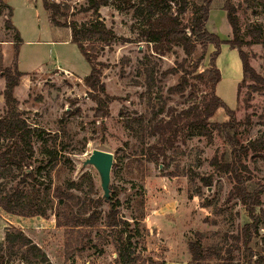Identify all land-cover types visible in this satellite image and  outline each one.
<instances>
[{
	"label": "rangeland",
	"instance_id": "obj_1",
	"mask_svg": "<svg viewBox=\"0 0 264 264\" xmlns=\"http://www.w3.org/2000/svg\"><path fill=\"white\" fill-rule=\"evenodd\" d=\"M43 1L0 0V50L4 67H12L15 32L6 27L8 5L13 9L12 24L23 40L19 47L18 71L24 76L15 89V97L23 117L31 126L39 128L34 144V168H43L38 175V187L42 191L51 187V204L46 219L14 216L0 208V243L4 242L6 230L14 227L47 247L45 250L54 264H121L114 235L105 227L110 205L105 202L100 176L93 166L84 165L94 150H100L114 155L111 189L118 193L122 202L121 218L131 225L135 235L132 241L135 256L162 261L171 256L172 261L189 264L192 257L188 244L200 233L204 235L205 246L216 248L219 255L222 248L225 250L223 257L227 259L226 250L235 244L232 235L237 234L239 226L251 220L240 199L230 197L234 183L212 163L215 157L221 158L228 150L226 143L217 132L209 142L183 128L177 137H172V143L162 144L152 132L154 125L167 119L169 114L181 113L208 96L206 85L193 76L191 86L183 95L168 93L183 72L167 76L164 73L187 58L184 50L175 47L164 55L155 53L151 45L137 41L131 10H119L115 6L102 8L101 18L117 38L98 58L105 66L102 81L107 93L115 97L109 107L110 116L99 119L95 116L97 104L84 83L91 66L78 46L72 43L71 30L50 23V13L45 11ZM48 1L59 3L63 0ZM65 1L71 6L70 13L75 14L73 19L80 23L90 19L86 14L77 13L87 0ZM225 1L214 0L207 24L208 30L221 40L232 39L233 35L227 13L222 8ZM245 1L233 0L243 31L247 24L256 20L264 24V10L249 7ZM190 18L191 13L185 20ZM128 39L134 42H125ZM243 49L250 55L252 66L264 76V44ZM214 51L213 46L208 48L197 73L209 67ZM200 54L199 47L197 55ZM220 57L217 66L222 71ZM222 61L233 66L226 58ZM241 81L225 72L216 92L230 109L237 111L241 122L240 139L247 142L264 131V93H252L248 86L251 83L241 88ZM5 86L6 80L1 78L0 116L6 112L2 95ZM228 119L226 111L219 109L211 122L223 123ZM154 145L162 146L164 152L157 149L149 152ZM45 149L53 153H44ZM247 164L255 181L264 182V159L250 155ZM17 181L10 187L16 186ZM210 182L212 185L207 186ZM71 184H75L74 188ZM56 189L72 194L73 198L68 202L66 196L59 199ZM98 198L104 201L98 210L102 218L93 228L82 230L91 238L83 239V249L79 248L80 252L67 261L65 229L49 227L57 224L56 213H83L88 209L89 200ZM250 248L264 259V229ZM247 255L244 249L236 248L231 264H248ZM217 263V260L210 261V264ZM225 264L230 263L226 261Z\"/></svg>",
	"mask_w": 264,
	"mask_h": 264
},
{
	"label": "trees",
	"instance_id": "obj_2",
	"mask_svg": "<svg viewBox=\"0 0 264 264\" xmlns=\"http://www.w3.org/2000/svg\"><path fill=\"white\" fill-rule=\"evenodd\" d=\"M87 0L77 10L78 14H86L90 19L80 23L73 19L71 6L62 2L43 1L45 11L50 13V23L55 27H64L71 30V41L76 44L91 66L90 74L84 79L85 85L91 90V96L97 104L95 116L105 119L110 116V104L115 101L107 93L106 85L102 81L104 63L99 61V55L106 47H111L116 40L113 29L107 27L101 18V9L115 6L119 10H131L134 19L133 29L137 30V41L146 42L152 46L157 54H167L175 47L182 48L187 56L177 67L169 69L164 76L183 72L179 82L168 89L173 95H183L191 86V77L203 82L208 88V96L202 102L194 104L181 113H171L167 119L157 122L153 127V134L159 137L162 144L172 143V137H177L181 129L186 128L190 134L213 141L214 132L226 143L228 150L215 157L212 163L222 173L226 174L234 183L230 197L237 196L245 207L250 223L239 226L236 235H232L235 244L228 248L227 259L212 246H205L204 235L197 233L196 240L188 244L191 254L189 264H210L211 260H217V264H225L226 261L234 260V250L244 249L248 255V264H261L264 260L253 252L250 245L255 238L260 236L264 229V182H256L253 172L247 161L250 155L264 159V131L252 140L243 142L240 139L239 127L241 122L237 118V111L230 109L217 95V86L222 81V73L217 66L223 45H229L238 52L242 63L243 78L241 88L247 83L252 93H264V76L259 74L251 64L250 55L244 51V47L264 44V24L258 20L246 25L243 31L240 19L237 16L238 8L233 0H226L222 6L227 13L228 22L232 28V39L221 40L218 35L208 30L207 24L210 19L211 7L214 0ZM249 7H260L264 10V0H246ZM9 9L6 27L15 32V55L13 66L4 67V56L0 50V79L5 78L6 86L3 96L6 103V112L0 116V208L7 214L25 218H47L51 196V187L43 191L38 187V175L42 167L36 170L35 140L38 137L39 128L31 126L19 111V101L15 97V89L20 85V79L24 76L18 71L19 47L23 42L19 30L12 24L13 9ZM1 13V10H0ZM191 13V18L186 21L185 17ZM246 37L250 39L247 40ZM125 42L133 43V40ZM210 46L215 51L210 56L209 67L197 73L206 59ZM199 47L201 54L197 55ZM188 58L191 61L188 62ZM188 65V67H186ZM196 74V75H195ZM252 96V94H251ZM250 96V97H251ZM252 99V97H251ZM219 109H224L229 117L223 123L211 122ZM248 124L251 120L248 119ZM164 152L162 146L154 145L149 148ZM44 153L53 152L45 149ZM16 186L10 184L17 180ZM212 182L207 183V186ZM75 184H71L74 188ZM57 197L71 200L72 194H66L55 190ZM62 200V199H61ZM60 200V202H61ZM110 210L105 216V227L114 235V245L118 251V260L121 264H166L165 261L156 260L153 257L143 258L135 256L134 233L131 225L120 216L122 202L118 193L111 189L109 201ZM104 201L102 199H90L83 213H56L58 228H64L67 238L65 245L66 260H70L79 253L83 247V239H90L89 233H83L84 228H93L102 218L98 211ZM66 205V203H65ZM92 209V210H90ZM133 234V235H132ZM79 248L80 251H79ZM254 257H258L252 262ZM0 264H54L44 247L37 244L24 231L11 227L4 235V242L0 243Z\"/></svg>",
	"mask_w": 264,
	"mask_h": 264
},
{
	"label": "water",
	"instance_id": "obj_3",
	"mask_svg": "<svg viewBox=\"0 0 264 264\" xmlns=\"http://www.w3.org/2000/svg\"><path fill=\"white\" fill-rule=\"evenodd\" d=\"M85 166H93L101 181L104 198L109 201L111 197V174L114 165V155L109 152L94 150L90 157L84 162Z\"/></svg>",
	"mask_w": 264,
	"mask_h": 264
},
{
	"label": "crops",
	"instance_id": "obj_4",
	"mask_svg": "<svg viewBox=\"0 0 264 264\" xmlns=\"http://www.w3.org/2000/svg\"><path fill=\"white\" fill-rule=\"evenodd\" d=\"M228 47H229V45H223L222 46V52H221V57H220L222 65H223V70L221 71L222 78L225 77V72H226L230 77H233V78H235V80L240 81L243 78V70H242L241 60L239 59L238 52L236 50L230 49ZM225 58L227 60H229L230 63H233V66H231L229 63L224 64L222 59L225 60ZM40 219H42V218H40ZM37 221L40 222L38 219H37ZM49 228L50 229H56L57 226L55 224L54 227H49ZM36 243H38L41 247H44V245H42L41 242L40 243L36 242ZM44 248L46 250L48 249L47 247H44ZM165 261H166V264H180V262H178V261L177 262L172 261L171 256L169 258L165 259Z\"/></svg>",
	"mask_w": 264,
	"mask_h": 264
}]
</instances>
